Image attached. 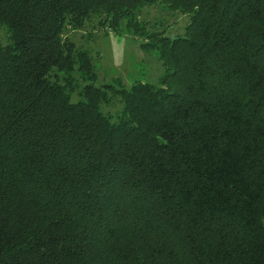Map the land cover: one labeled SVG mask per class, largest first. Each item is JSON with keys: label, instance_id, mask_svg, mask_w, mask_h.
Returning a JSON list of instances; mask_svg holds the SVG:
<instances>
[{"label": "trees", "instance_id": "trees-1", "mask_svg": "<svg viewBox=\"0 0 264 264\" xmlns=\"http://www.w3.org/2000/svg\"><path fill=\"white\" fill-rule=\"evenodd\" d=\"M94 19L155 83L96 85L65 34ZM0 27V264H264V0H0Z\"/></svg>", "mask_w": 264, "mask_h": 264}, {"label": "rangeland", "instance_id": "rangeland-1", "mask_svg": "<svg viewBox=\"0 0 264 264\" xmlns=\"http://www.w3.org/2000/svg\"><path fill=\"white\" fill-rule=\"evenodd\" d=\"M140 22H147L148 28L156 31L166 30L167 35L183 32L189 18L186 15L170 13L159 5L143 8L138 15ZM0 27V43L6 44L5 28ZM81 49L87 50L94 60L96 69V85L112 84L129 88L135 82L155 83L158 67L153 70L149 60H143L139 47L142 40L125 29L118 34L109 27L101 26L94 19L79 30H68L65 33ZM161 73V68L159 74ZM158 74V75H159ZM72 94L71 100L78 99ZM120 108L115 102L104 108L105 112L114 114Z\"/></svg>", "mask_w": 264, "mask_h": 264}]
</instances>
